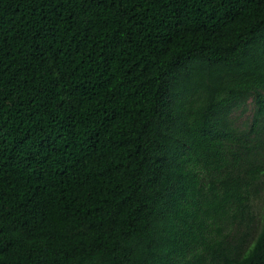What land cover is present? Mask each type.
<instances>
[{
	"label": "trees",
	"instance_id": "trees-1",
	"mask_svg": "<svg viewBox=\"0 0 264 264\" xmlns=\"http://www.w3.org/2000/svg\"><path fill=\"white\" fill-rule=\"evenodd\" d=\"M263 192L264 0H0V264H264Z\"/></svg>",
	"mask_w": 264,
	"mask_h": 264
},
{
	"label": "rangeland",
	"instance_id": "rangeland-1",
	"mask_svg": "<svg viewBox=\"0 0 264 264\" xmlns=\"http://www.w3.org/2000/svg\"><path fill=\"white\" fill-rule=\"evenodd\" d=\"M241 110H238L237 113L235 114V116H240ZM242 119L245 118V115L241 117ZM240 118V119H241ZM263 205H264V192L262 193L261 198L257 199L254 202V214L259 216L262 213V209H263Z\"/></svg>",
	"mask_w": 264,
	"mask_h": 264
}]
</instances>
